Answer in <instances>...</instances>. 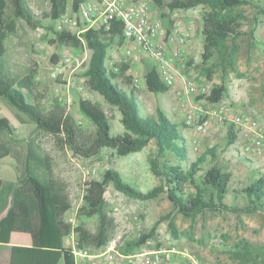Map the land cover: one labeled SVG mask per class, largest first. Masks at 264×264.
Returning a JSON list of instances; mask_svg holds the SVG:
<instances>
[{
    "label": "trees",
    "instance_id": "16d2710c",
    "mask_svg": "<svg viewBox=\"0 0 264 264\" xmlns=\"http://www.w3.org/2000/svg\"><path fill=\"white\" fill-rule=\"evenodd\" d=\"M86 0H72L73 11L79 12ZM171 11L192 9L200 5L207 8L203 16L202 69L209 80H213L212 60L216 54L228 66L234 67L239 46L237 39L242 30L245 15L238 8L248 0H153ZM67 0H52L50 12L52 21L58 20L67 10ZM264 12V8L261 9ZM43 17L31 7L29 0H0V57L8 52L7 41L18 33L20 22L25 20L36 29L46 26L53 31L57 42L64 45L83 46L91 49L90 59L84 71L88 88L100 93L105 100L121 112L124 132L114 134L107 112L99 103L81 99L82 111L92 120L94 129L84 128L68 110L67 104L58 99L48 105L43 95L35 91V70L22 78L13 76L4 60H0V101L16 110L21 123H34L38 131L54 135L58 143L86 158L96 157L104 149H111L119 156L142 151L151 141L157 147L156 157H150L152 172L160 178V184L141 189L136 183L126 180L115 168H107L100 179L86 181L84 203L78 214L98 217L95 230L65 218L71 208L67 183L54 172V157L42 145L38 134L30 135L25 145L17 134V127L7 117L0 118V159L11 156L16 161L18 175L15 180L0 178V242L9 243L13 232L31 236L30 245H14L11 248L10 264H76L74 248L67 246L65 237L76 234L80 248L90 246L101 248L114 237L116 218L108 208L106 193L112 185L123 194L136 199L150 200L166 194L173 206L183 216L195 220L207 211H241L253 213L264 210V173L258 172L252 181L233 193L242 195L247 203L243 207L226 202L231 191L233 173L225 171L216 162L206 172L205 163L215 162L218 146L207 148L196 159L190 161L189 149L179 123L163 109L156 115L142 111L140 93L135 86L130 61L109 66L107 59L113 44L125 42L124 23L112 20L109 26L90 27L80 35L68 30L57 29L53 24L44 25ZM231 41L229 45L228 42ZM212 63V64H211ZM144 76L148 89L154 93L170 90L159 76L155 65L144 61ZM10 72L7 73V72ZM228 90L226 82L215 83L206 98L209 102H220ZM204 97V95H203ZM201 98V97H200ZM226 146L235 144L238 131L229 124ZM210 156V159H209ZM179 160L173 163L172 158ZM184 162H188L184 165ZM170 213L157 220L150 232L134 240H128L121 247L126 254L146 244L156 235L161 220L170 218ZM173 235L179 231L174 219L170 220ZM249 241L242 239L235 248L238 256L250 253Z\"/></svg>",
    "mask_w": 264,
    "mask_h": 264
},
{
    "label": "rangeland",
    "instance_id": "374dc122",
    "mask_svg": "<svg viewBox=\"0 0 264 264\" xmlns=\"http://www.w3.org/2000/svg\"><path fill=\"white\" fill-rule=\"evenodd\" d=\"M69 5L72 0H67ZM31 7L41 17L44 25L53 24L57 29L59 23L52 21L47 14L50 7L42 0H29ZM154 19L164 22L168 30V39L173 30L189 34L192 38L185 53L186 65L181 67L190 87L184 93L185 83L180 80L168 92L154 93L148 89L144 76V61L151 57L144 49L139 51V57H133L130 43L116 42L109 49L107 63L112 66L122 61H130L131 73L135 76V86L140 93L141 107L145 114L156 115L157 109H163L174 121L179 123V130L184 135L189 149L190 161L196 159L207 148L218 146V156L215 162L208 160L204 165L206 172L216 162L225 171L233 173L231 191L226 202L232 206L243 207L247 200L242 195L233 193L234 189H241L254 179L258 172L264 173V143L261 151L247 150L246 145L253 142L251 134L238 135L235 144L226 146L229 123L223 125L218 132H201L187 123L186 115L189 106L203 98L200 94L203 87L208 90L215 83L226 82L228 90L223 100L230 104L231 112H244L257 119L264 132V0H248L240 6L243 12L242 30L244 34L237 39L239 46L234 67L228 66L218 54L212 60L213 80H209L202 69V52L204 40L202 35L203 16L207 8L198 7L171 11L167 7L149 0ZM173 29V30H172ZM171 31V32H169ZM8 52L0 57L13 76L22 78L34 69L35 91L43 95V103L48 105L58 99L67 104L68 110L84 128L94 129L92 120L82 111L81 99H90L99 103L109 115L112 132L119 134L125 128L121 122V112L110 105L97 91L87 86L80 89L85 77L84 71L90 59L91 49L83 46L64 45L57 42L55 33L46 26L42 27L41 35L37 37V30L25 20L20 22L16 35L8 41ZM231 44V41L228 42ZM66 55L72 56L71 65L67 70H60V63ZM211 63V64H212ZM62 69V68H61ZM7 73L10 74L8 71ZM201 97V98H200ZM16 110L0 101V118L7 117L17 127V134L24 146L26 139L32 134H38L39 140L47 151L54 157L55 175L64 180L72 202L65 218L74 225L82 224L90 230H95L98 217H86L78 214L79 207L84 203L86 193L85 183L89 179H100L104 171L115 168L123 177L139 185L141 189H148L160 184V178L151 170L150 157H156L157 147L151 141L142 151L126 156H119L111 149H104L100 155L86 158L58 143L57 138L44 131H38L34 123H21L15 115ZM210 159V156H209ZM173 163L179 160L172 158ZM188 162H184L187 165ZM18 175L16 161L8 156L0 159V178L15 180ZM108 208L116 218L117 228L114 237L123 241H130L148 233L154 223L170 213V218L161 220L156 235L146 244L126 254L121 247L119 250L130 258L118 259V264H135L144 257L150 258L153 251L168 250L172 252L174 264H264V210L253 213L241 211H207L198 215L195 220L180 214L168 199L166 194L159 198L142 200L131 198L110 186L106 193ZM174 219L179 231L176 238L170 228V220ZM30 239L29 234L18 233V236ZM250 243L246 256H238L235 246L242 240ZM78 236L72 234L65 237L67 246L78 244ZM60 264H64L61 261ZM163 264H169L163 262Z\"/></svg>",
    "mask_w": 264,
    "mask_h": 264
},
{
    "label": "built area",
    "instance_id": "2783aa9c",
    "mask_svg": "<svg viewBox=\"0 0 264 264\" xmlns=\"http://www.w3.org/2000/svg\"><path fill=\"white\" fill-rule=\"evenodd\" d=\"M42 1L51 9L52 0ZM112 20L124 23L126 37L124 43L132 45L134 58H138V52L144 49L150 55L160 78L167 85L172 87L180 80L183 84L185 83L183 92L190 91L181 67L186 65L184 47L191 42L192 38L189 34L181 33L177 29L175 32L179 45L169 51L168 30L163 21L154 19L149 0H86L81 4L80 11L77 13L73 11V5L68 3L66 12L56 22L59 23L60 30L64 29L80 35L90 27L109 26ZM36 30L37 37H39L42 27ZM71 62L72 56L66 55L60 63V70H67ZM86 86L84 80L80 89H85ZM210 91L203 87L200 94L204 97L189 106L186 115L187 123L204 133L218 132L223 125L232 123L238 135L243 133L253 136V142L246 145L247 150L261 151L264 132L258 120L244 112H231L230 104L223 99L216 103L209 102L206 95ZM125 243L126 241L122 243L120 239L113 237L104 247L80 248V241H78V244L73 246L76 264H118L119 258L132 257L120 252L119 246ZM152 254L146 260L144 257L138 258L135 264H163V262L174 264L171 251L159 250L153 251Z\"/></svg>",
    "mask_w": 264,
    "mask_h": 264
},
{
    "label": "crops",
    "instance_id": "0c3cea01",
    "mask_svg": "<svg viewBox=\"0 0 264 264\" xmlns=\"http://www.w3.org/2000/svg\"><path fill=\"white\" fill-rule=\"evenodd\" d=\"M182 10H189V9H182ZM171 35L173 36L171 37V39L168 40V50L169 51L175 49L179 45V40L174 30H173V33H170V36ZM184 50H185V53L188 52V45L184 47ZM18 233L19 232L12 233L11 241L9 243L0 242V264H10L11 248L14 245H30L31 244L32 242L31 236H30V239L27 240L26 237H22V236L17 237Z\"/></svg>",
    "mask_w": 264,
    "mask_h": 264
}]
</instances>
